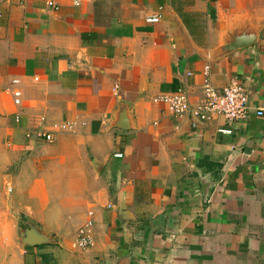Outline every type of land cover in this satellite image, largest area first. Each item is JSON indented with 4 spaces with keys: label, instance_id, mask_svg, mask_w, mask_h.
<instances>
[{
    "label": "crops",
    "instance_id": "obj_1",
    "mask_svg": "<svg viewBox=\"0 0 264 264\" xmlns=\"http://www.w3.org/2000/svg\"><path fill=\"white\" fill-rule=\"evenodd\" d=\"M205 67L264 107V0H0V264H264V117L153 101L195 105Z\"/></svg>",
    "mask_w": 264,
    "mask_h": 264
},
{
    "label": "built area",
    "instance_id": "obj_2",
    "mask_svg": "<svg viewBox=\"0 0 264 264\" xmlns=\"http://www.w3.org/2000/svg\"><path fill=\"white\" fill-rule=\"evenodd\" d=\"M80 0H73V5L78 6ZM47 5L56 10L57 6L53 2H47ZM160 20V14L156 13L150 17L145 18L146 24H156ZM204 76L201 90L200 99L195 105H190L186 94L178 90L173 93L163 94L153 101L161 103L166 111L176 118H190L198 122H210L215 118H222L226 122H237L247 119L251 114L257 118L264 117V107L251 111L248 105V98L245 90L237 85H229L222 90H216L207 78L208 67L204 68ZM14 104H19V94L14 93ZM16 122L18 117L15 119ZM44 120L38 118L33 121V124H38V128L33 133L26 134V138L34 137L44 142H51L53 136L49 132L41 129ZM67 125L61 126L59 129H66ZM221 133L228 134L229 130H221ZM119 157V156H117ZM94 224V216L92 212L87 213L84 224L77 230L76 237L71 242V250H85L92 246V227Z\"/></svg>",
    "mask_w": 264,
    "mask_h": 264
},
{
    "label": "water",
    "instance_id": "obj_3",
    "mask_svg": "<svg viewBox=\"0 0 264 264\" xmlns=\"http://www.w3.org/2000/svg\"><path fill=\"white\" fill-rule=\"evenodd\" d=\"M252 42V38L241 40L237 44H235V47L238 48L240 46H247ZM28 228L24 229L20 233V241L25 246H35L40 244H45L52 242L49 238H47L44 234H42L37 227L33 225H28Z\"/></svg>",
    "mask_w": 264,
    "mask_h": 264
},
{
    "label": "rangeland",
    "instance_id": "obj_4",
    "mask_svg": "<svg viewBox=\"0 0 264 264\" xmlns=\"http://www.w3.org/2000/svg\"><path fill=\"white\" fill-rule=\"evenodd\" d=\"M91 247V246H90ZM71 249V248H70Z\"/></svg>",
    "mask_w": 264,
    "mask_h": 264
}]
</instances>
